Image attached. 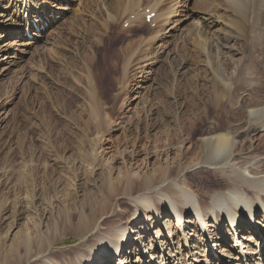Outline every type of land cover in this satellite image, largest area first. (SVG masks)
<instances>
[{
  "label": "rangeland",
  "instance_id": "rangeland-1",
  "mask_svg": "<svg viewBox=\"0 0 264 264\" xmlns=\"http://www.w3.org/2000/svg\"><path fill=\"white\" fill-rule=\"evenodd\" d=\"M46 1L47 4L43 5V0H0V215L3 213L7 220H1L0 216V248L3 250L2 253L14 243L24 241L26 238L32 241V238H38L39 235L38 229L31 222H27L28 209L26 208V201L28 198H26V191L30 186V182L27 179L29 177L27 174L29 172V164L33 161L31 169H36L35 171L39 173V176L45 171L44 162L39 160V148L46 139L48 127H40L43 130L37 128L38 125L40 126L43 123V118L41 117L42 104L48 99V102L51 100L52 109H55H53L55 118L52 119L54 122L52 121L51 125L58 130L61 129L63 124L73 122L72 112L80 113L90 108L91 99L88 96L91 93L92 95L96 94V96L98 94L96 91L93 92L92 84L88 80L87 67L93 64L100 66L101 72L104 70L105 62L110 59V54H108L110 52L104 51L98 54L96 51L98 47H94V43L98 42V39H104L106 36L107 38L112 37L116 41L118 55L124 56L125 53H128V49L140 51V55L134 58L136 59L135 61L134 59L132 60L133 64L128 71L131 74L130 76L127 74L124 77L125 74L122 73L120 77H116L118 81L122 79L119 85L116 83L112 84L111 79L113 77L111 75L101 78L97 73L96 79H93L94 86H98V89H100L99 98H95L94 101L97 108L106 110L115 108L120 110L122 114L120 118L111 117L113 124L110 135L106 137L108 142L96 152H90L92 160L96 159L95 163L97 164L91 161L78 166L79 175L84 174L85 171L84 176L80 175L85 183L88 179L85 176L93 172V175L88 179L90 185L87 186V189L90 188L88 190L92 192V186L104 174L110 178L109 180L114 181L117 186L123 185V177L129 173L132 181H137L138 184L146 180V178L160 181L150 193V200H153L158 198L160 186H168L172 179L177 177V171L183 170V173L178 178L181 186L192 192L200 193L208 201L209 194L207 193L209 188L203 185V182H201L202 178L205 177L214 182L215 180L220 182V179L215 174L207 173L208 168L200 164L198 156L195 154L196 152L193 153L191 150L192 144L185 141L187 139L186 135L182 136L184 142L178 143L170 140L172 138L170 133L175 126V119L180 122L184 111L189 109L188 105L194 107L196 104L204 107L203 103L208 99V93L213 89V86H211L212 88L210 87L212 85L210 69L209 71L208 69L206 70L202 61H199L203 58L196 53L188 52V45L197 27L195 25L197 23L196 20L201 18L202 20H200L206 26V29L214 31L217 27L212 29L210 25L208 26V21H205L203 17L209 19L214 13L228 17L232 14L228 6L222 0H163L162 5L160 4L159 7H164V10H168L176 5L173 9L178 13L170 15L168 22L165 23L161 20L157 21L158 19L153 20L159 14L154 12L156 16L148 23L146 22L147 13L142 11V9H150L149 7L153 4L152 0H142L141 9L138 13L141 16V20L137 19V14L132 15L128 12L126 15L124 14L125 17L122 15V17H119V21L117 20L116 22L109 18V14L117 15L116 0ZM104 3L110 13L107 12ZM25 4H28V6H25ZM39 6H45L48 12L52 11L49 14L50 18L47 20L43 15L38 14L43 17H40L41 24L43 21L45 23L50 21V23L45 30L42 29L40 32L32 29L31 33L36 32L35 34L39 35L32 39L27 36L26 27L21 21L23 16H27L38 8L40 9ZM162 8H159V10H163ZM120 14L119 16H121ZM224 19L226 18L224 17ZM133 21L136 22L135 25H133ZM154 24L158 28L159 26L161 27L159 29L151 27ZM157 34L163 36L152 40L153 36ZM241 42L230 40L227 43L229 44L228 46L223 42H217V38H212L209 46L210 52L208 51L210 58L213 56V61L216 60L215 63L218 61L219 66H222V61L224 60L221 59L220 55L231 50L228 47L232 48L234 46L232 49H240ZM86 48L88 49L86 50ZM91 48H93L95 53L92 62L87 61V55L90 53L89 50ZM236 52V50H233L228 53V55L232 56L231 58H233L232 61L234 62L231 61L233 65L229 64L228 70L224 73L225 78L228 80H232L237 76V65L240 63L242 54ZM215 63L214 65L218 64ZM85 64L88 65L86 66ZM206 71L209 73L207 74ZM65 78L68 79L66 80ZM166 78L167 81H164ZM117 85L118 87L116 88ZM166 87H169V89ZM89 90L92 92L90 93ZM82 91H84V94ZM148 95L151 101L150 104H152L150 107H148L149 104L144 103V99ZM161 101L164 108L165 106L167 108L171 107L169 109L173 108L176 112H173L172 115L162 113L160 109L164 108H162ZM165 101L167 104L164 103ZM98 102L100 103L97 104ZM123 103L125 104L121 109ZM241 104L242 102L237 105L240 106ZM147 107L149 109L152 108V111L155 112L153 116L143 115L144 109H147ZM160 113L165 115L164 119L157 117L161 115ZM244 114L242 112L236 117L232 113H224L223 122H236L241 120ZM140 119L146 123L143 124L144 129L142 131L137 129V123ZM159 120L161 124H157L151 129L146 128L149 122L156 123ZM122 121L124 122L123 124H121ZM57 131L53 130L52 136ZM108 131L110 132V129ZM263 135L264 130L249 137L242 136L237 140L246 144L244 152L245 154H250L251 151H254V147L258 145L257 138ZM198 138L200 139V136L196 139ZM263 143H261V146H263ZM136 147L139 148L141 154L131 161L132 152ZM195 151L198 152V150ZM72 162H75V160L73 159ZM75 165L77 166V162ZM248 167L246 166V172H248ZM172 171H175V175L173 174L171 179L165 180L164 174L168 173L169 175ZM116 179L118 180L116 181ZM52 180L54 184H57L59 192L57 196L55 195L56 193H51L50 200L52 204L56 206V204L61 203V212L63 213L80 212L83 202L87 199V196H85L88 192L85 191L86 185L77 190L75 186L78 181L76 183L72 181L67 185L61 186L65 181H59L58 175L52 177ZM122 180L123 182L120 183ZM220 183L223 184L222 182ZM223 187L226 186L223 185ZM38 191L39 189L36 190V193ZM95 191L101 192L98 188ZM53 195L56 197L53 198ZM101 195L102 192L98 194L99 198ZM120 198L124 197L119 196L116 199ZM21 204L22 208H20ZM122 208L131 212L133 210L130 205ZM20 210L23 213L22 219L13 226L14 218L20 214ZM114 210H120V207L116 205V201L114 206H112V212L108 214L109 217L112 216ZM138 216L140 215L138 214ZM163 216L166 218L168 213ZM256 218L260 221L259 226L255 225L253 227L255 222L251 224L247 221L248 223L244 224L245 230L251 232L255 228L254 233L257 234L258 231V233L261 232L262 234L260 233V236L258 235L257 237L247 233L245 237L249 240L255 237L257 238L256 241L259 238L262 243L259 242L260 244L258 245L256 241L254 243L242 241V236L238 241L248 246L243 252L252 251L255 262L252 260L251 263L264 264V212L261 211ZM250 219L254 220L253 218ZM165 221L163 223L167 227L169 223ZM190 221L191 223L195 222L193 215H191ZM28 223H30L31 229H28ZM211 223L215 225L212 217ZM226 223L227 221L224 220L222 227L226 226ZM153 224L152 230H155V234L158 231H162L159 227L160 223L153 221ZM185 224L180 227L183 228ZM145 225H147V221L143 217L130 227L134 231H140V228ZM190 227L193 229L195 239L197 237L200 239V236H202L200 229L196 225ZM44 230L47 229L44 228ZM72 231L69 225H60L58 235H65L66 238L54 248L51 247L49 249V252L61 256V260H56L54 264H79L80 254L90 252V244L86 246L82 244L86 239H93L95 231L82 240L75 237L76 233ZM218 231L219 229L215 227V232ZM133 234L136 235L138 233ZM144 235L147 238L144 242L146 243L145 249L147 253L143 254L140 251L137 254L135 252L137 244L134 239L131 241V246L127 248L129 252L126 253V256L129 261L126 264H139V258H143L140 264H211L209 262L211 259L210 253L206 252L207 249L202 242L199 243L196 249L190 250L188 247L182 249V238L177 234L174 236L175 238H172V242L165 240L163 248L157 246L150 248L148 246L150 234L146 235L144 233ZM221 236L224 237L225 241V244L222 245L223 243H221V245L229 250L233 258L237 257L241 244H237L236 240L228 234H221ZM188 250H190L189 254L187 253ZM219 251L215 250L214 252L211 249L213 258L218 261L226 260L227 253L223 250L222 256L214 255L220 253ZM77 252H79L78 255L76 254ZM168 253L169 256L167 255ZM71 255L73 257L71 259L68 258ZM118 256L119 254L117 253L111 255L109 259L112 264H118ZM16 259L17 261L19 259L27 261L25 264H41V261L35 262L34 259L31 260V254L27 256L23 250L12 262L16 261ZM233 264H236V261Z\"/></svg>",
  "mask_w": 264,
  "mask_h": 264
},
{
  "label": "bare ground",
  "instance_id": "bare-ground-1",
  "mask_svg": "<svg viewBox=\"0 0 264 264\" xmlns=\"http://www.w3.org/2000/svg\"><path fill=\"white\" fill-rule=\"evenodd\" d=\"M152 1L153 4L149 7L150 9H147L149 13H147L145 9L143 11H146L147 16L154 12L159 13L157 16L155 15L156 17L153 20L158 19L157 21L161 20L166 23L170 15L178 13L173 9L176 5L172 6L170 9L167 8L168 10H164V7H159L160 4L162 5L163 0ZM222 1L228 6L232 14L227 17L214 13L212 17L209 16L211 17L209 19L203 17L205 21H208V26L210 25L212 29L217 27L214 31L207 30L206 26H204L201 21L202 19L198 18L195 24L197 27L192 34V39L190 38L191 42L188 45L189 49L187 48L188 52L190 51L192 54L196 53L199 57H202L203 59L199 61H202L206 70L208 69L209 71L210 69V81L212 82L210 87L213 86V89L210 92L211 94L208 93V99L203 103L204 107L196 104L194 107L188 105L189 109L187 108L188 110L184 111L183 116L180 118V122L175 119V126L170 133L172 137L170 140L172 142L177 141L178 143H183L184 140L182 136L186 135L187 139L185 141L192 144L191 150L193 153L196 152L195 154H197L200 164L207 167V173L215 174L223 184L216 180L214 182L211 179L202 178L201 182H203V185L209 188L207 193L209 194L208 201H206L200 193H196L195 191L192 192L181 186L178 178L183 173V170L177 171V177H174L172 181L170 180L171 182L168 186H160L158 198H154L153 200H150V193L160 181L158 182L156 179L146 178V180L138 184L137 181V183L132 181L129 173L124 175V182L123 180L120 181V183H124L123 185L117 186L114 181L109 180L110 178L104 174L100 177L99 181L97 180V183H94L92 192L88 190L90 188L87 189V186L90 185L88 179L93 175V172L85 176V178H88L85 183L80 176H84L85 171L84 174L82 173L79 175L78 166L91 161L97 164L95 163L96 159L92 160V154H90V152H96L108 142L106 137L110 135L112 130L111 126L113 124L111 117L120 118L122 114L120 110L115 108H110L109 110L97 108L96 102L94 101L95 98H99L100 89H98V86H94L93 79H96L97 73L101 78L111 75L113 77L111 79L112 84L116 83L119 85L122 79L118 81L116 77H120L122 73L125 74L124 77H126L127 74L130 76L131 74L128 71L133 64L132 60L140 55V51H133L132 49H128V53H125L124 56L118 55L116 41L112 37L107 38L106 36L104 39H98V42L94 43V47H98V50H96L98 54L104 51L110 52L108 53L110 54V59L105 62L104 70L101 72V67L93 64L87 67L89 73L88 80L92 84L93 92L96 91L98 94L97 96L96 94L92 95V91L89 90L91 93V95L88 96L91 99H89L91 101V105L89 104L90 108L80 113L72 112L73 122L63 124L61 129L59 128L60 130H58L54 128L55 126L53 127L51 125L54 122L52 119L55 118L51 100L48 102V99L42 104L43 110L41 111L42 116H40L43 118V123L40 124V121V126L38 125L37 128L48 127L46 139L39 148V160L44 162L45 171L39 176V173L35 171L36 169H31V163L33 161L29 164V167L27 165L29 170L27 173L29 177L27 179L30 182V186L26 191V198H28L26 201V208L28 209L27 222H31L33 226L38 229L39 235L37 234L38 238H32V241L26 238L24 241L12 244L3 253V250L0 248V264H25L27 261L20 259L18 261L16 259V261L12 262V260L21 253V250L25 251L27 256L31 254V260L34 259L35 262L41 261V264H54L56 260H61V256L49 252L51 247L54 248L59 242L64 241L66 238L65 235H58L61 224H65V226L69 225L70 230L76 233L75 237L81 240L95 231L93 239H86L82 244L83 246L90 244V252L87 254H80L79 264H112L109 258L116 253L119 254L117 260L118 264H126L129 261L126 256V253L129 252L127 248L131 246V241L134 239L137 244L135 252L137 254H139L140 251H142L143 254L147 253L145 249L146 243H144L147 238H145L144 233H146V235L150 234V243L148 244L150 248L154 246L163 248V242L165 240L172 242V238L178 234L179 237L182 238V249H186L187 247L190 248V250L196 249L200 242L204 243L207 249L206 252L210 253L211 259L209 262H211V264H229V262L233 264L235 261L236 264H255L251 263L252 260L254 261L252 251L243 252L248 246H245V244L238 241V239L242 236V241L254 243L257 238L254 237V239L249 240L245 237V234L249 233L251 236L258 237L261 233H258V231L257 234L254 233L256 230L255 228L251 232L245 230L246 227L243 221L249 220L248 218H253L255 220L253 227H255V225L258 227L260 221H258L256 217L261 211L264 212V143L263 146H261V143L264 142V135L257 138L258 145L254 147V151H251L252 153L250 152V154H245L246 144L239 142L237 139L242 136L249 137L252 134L264 130V0ZM141 3L142 0H116L118 9L116 12L117 15L109 14V18L116 22L117 20L119 21V17L129 12L132 15L137 14V19L141 20V16L138 14L141 9ZM45 4H47V1L43 0V5ZM104 6L107 12L110 13L105 3ZM159 8L163 10L160 11ZM119 13H121V16H119ZM38 14H40V12H37V18L42 17ZM224 17L226 19H224ZM134 18L136 17L134 16ZM135 24L136 22H134L133 25ZM155 27L158 28L157 26ZM160 27L161 26H159V28ZM162 36L163 35L159 36V34H157L153 36L152 40L159 39ZM212 38H217V42H223L228 46L229 44L227 43H229L230 40L242 41L240 49L237 48L238 50L232 49L234 46H231L232 48L228 47L231 49L229 51L236 50V53L242 54L240 63L237 65V76L232 80H228L224 76L225 71L228 70L229 64H231L233 59L230 54L228 55L229 51L220 55V57H222L221 59L224 60L222 61V66H219L220 64L218 61L216 62L218 64L215 63L216 60L213 61V56L210 58V53H208V51L210 50L209 46L211 45ZM87 49L88 48H86V50ZM89 51L90 53L87 55V61L92 62L95 53L93 52V48ZM6 57L8 58L7 55ZM135 60L136 59H134V61ZM214 63L216 65H214ZM85 65L87 66L88 64ZM68 72L70 71L68 70ZM200 78L202 79V77ZM165 80L167 81V78L164 79V81ZM164 81L162 80V82ZM169 87L166 88L169 89ZM83 92L84 91H82V93ZM144 101L145 104H149L148 107L152 105L150 104L149 95L147 98L145 97ZM240 102H242V104L238 106L237 104ZM58 103L57 105L59 106ZM99 103L100 102L97 104ZM164 103L167 104L166 101ZM124 104L125 103L122 104L121 109L124 107ZM161 105H163V102ZM148 107L144 109L143 115L147 114L151 117L155 112L152 111V108L149 109ZM162 108H164V105ZM169 108L165 106L164 109L160 110H162V113L165 115H172L173 112H176L173 108ZM242 112L245 114L241 120L236 122H223L224 113H232L237 117ZM165 115L161 114L157 117H159V119H164ZM123 123L122 121L121 124ZM144 123V120H138L137 129L142 131L144 129ZM157 124H161V121L159 120L156 123L149 122L146 128L151 129ZM43 128L40 129L43 130ZM109 129L110 132L108 131ZM53 130H58L57 133L54 132L56 133L54 136H52ZM40 132L42 133V131ZM35 133H37V131ZM198 136H200V139H196ZM195 150H198V152ZM66 152L68 153L64 156ZM140 154L139 148L136 147L132 152L131 161L140 156ZM73 159L75 162H72ZM76 162L77 166L75 165ZM246 166H249L248 172L245 170ZM173 174L175 175V171L170 172L169 175L165 173V180L171 179ZM55 175H58L59 181H65L61 186L67 185L72 181L74 183L78 181L75 187L79 190V188L81 189L82 186L86 185L85 191L88 192L85 196H87V199L83 202L80 212L76 213L72 211L71 213H63L61 212V203L56 204V206L52 204L50 200L51 193H56V196L59 194L58 186L54 184L52 180V177ZM117 180L118 179H116V181ZM223 185L226 187H223ZM96 188L102 192L100 198L98 194L101 192H96ZM37 189H39L38 193H36ZM56 196L53 195L52 197L55 198ZM119 196L124 198L116 199ZM115 201L117 207H120V210H114L112 216L109 217L108 214L112 212V206H114ZM126 205L132 206V212L122 208ZM20 208H22V204ZM165 213H168L166 218L163 216ZM22 214L20 210V214L14 218L13 226L18 224V221L22 219ZM138 214L140 216H138ZM191 215L195 217L194 223L190 221ZM0 216L1 220L7 221L3 213ZM143 217L147 221V225L142 226L140 231H134L130 226ZM211 217L215 225L211 223ZM224 220L227 221V225L222 227ZM153 221L160 223L159 227L162 231H158L155 234V230H152V226L154 225ZM163 221L169 223V225L166 227ZM237 221H239V226L233 228L231 225L233 222L237 223ZM184 224L185 226L181 228L180 226ZM28 225V229H31L30 223H28ZM192 225H196V227L200 229L202 233L200 239L198 237L195 239L193 229L190 227ZM215 227L219 229L218 232H215ZM44 228L47 230H44ZM133 233L138 234L135 235ZM221 234H228L236 240L237 244H241L237 257L233 258L229 250L222 246L225 244V241ZM259 242L262 243V240L258 238L256 243L259 245ZM221 243L223 244L221 245ZM211 249L214 252L215 250H220L219 252L221 254H214H218L219 256H222L223 250L227 253V259L224 261L216 260V258H213ZM190 250L187 251L188 254ZM76 254L78 255L79 252ZM167 255L169 256V253ZM72 257L71 255L68 258L71 259ZM142 259L143 258H139V264Z\"/></svg>",
  "mask_w": 264,
  "mask_h": 264
}]
</instances>
